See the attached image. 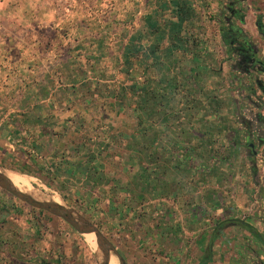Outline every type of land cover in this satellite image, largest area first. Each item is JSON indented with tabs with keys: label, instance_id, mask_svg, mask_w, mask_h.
Returning a JSON list of instances; mask_svg holds the SVG:
<instances>
[{
	"label": "crops",
	"instance_id": "0c3cea01",
	"mask_svg": "<svg viewBox=\"0 0 264 264\" xmlns=\"http://www.w3.org/2000/svg\"><path fill=\"white\" fill-rule=\"evenodd\" d=\"M173 1L152 0L153 15L175 18ZM183 2L191 18L216 14L224 50L230 24L264 53L262 15L252 19L251 0ZM203 3L214 9L204 11ZM83 14L59 12L61 27L50 40L52 33L40 26L0 39L6 50L0 98H24L27 105L10 111L19 112L13 121L0 119V167L23 152L28 165L19 175L38 178L42 191L76 211H100L121 237L113 245L127 264L130 249L136 264H264V170L256 164L257 155L264 158V94L256 85L264 83V71L228 59L236 73L213 110L203 85L213 70L204 58L186 54L167 108L152 112L157 137L144 141L146 109L134 112L116 100L128 77L111 73L105 55L126 45L122 28L113 32L107 10L91 16L98 26L73 21ZM96 51H103L97 66ZM133 134L137 141H129ZM16 206L0 201V264L81 262V234L52 231L65 222L56 216L18 217Z\"/></svg>",
	"mask_w": 264,
	"mask_h": 264
},
{
	"label": "rangeland",
	"instance_id": "374dc122",
	"mask_svg": "<svg viewBox=\"0 0 264 264\" xmlns=\"http://www.w3.org/2000/svg\"><path fill=\"white\" fill-rule=\"evenodd\" d=\"M147 1V2H146ZM142 0H0V39L7 38L8 35L14 36L12 32L17 31L22 33L23 28H31L34 26H40L45 27L48 29V32H51L52 34H49V40L54 38V29H58L61 27L59 24V20L57 19V15L59 12H62L64 10H70V11H82L83 13L86 12V14H83L82 16H79L80 18H77L73 21L76 22L78 25H86V26H98L97 25V19L93 18L94 12L107 10L110 11V21H112L111 26L116 29L113 32H117V35L119 33V30L117 28H122V40H128L131 36H136L137 40L135 43H138L139 52L137 53L138 58L136 60L133 59L132 66L129 67V70L131 74L133 75H143V71H145L146 77L151 76V73L149 70L145 69L143 62L145 63V56H144V49L148 46V39L144 36V34L147 32L146 26L147 24L151 23V21H155L156 24H160L161 26L167 23L168 19H171L168 16H160L155 17L151 10V4L152 0H145L143 4H141ZM253 2V3H252ZM252 4V11L253 16L252 19H255L256 15H262L261 19L264 17V1L262 0H251ZM144 7V12L146 13L144 18H141V15L139 14L141 12V6ZM215 7V4H213ZM204 9V11H210L209 9H214L213 6L208 8L204 7V3L201 7ZM148 12V13H147ZM211 14V16H210ZM215 13L212 12H206L205 15L202 14V16H196L194 18H191V23H188V29L193 31L198 35V44L189 45V49L192 54L199 56V58H204L205 65H207V68L209 70H213L212 73H208L207 79H205L203 85L207 89V97H208V106L211 109H215L220 107V101L221 99L227 96L225 94V90L223 87L231 88V83L229 81V78L231 75L236 73L234 70H232L231 64L228 63L229 57L228 52H226L223 49V45L221 42L220 37V24L222 23L215 17ZM152 16V17H151ZM149 18V19H148ZM173 20H175L174 17H172ZM218 20V21H217ZM239 23L238 21H236ZM8 28H10V32L8 31ZM22 28V30H20ZM120 37V34H119ZM7 40V39H6ZM1 43V42H0ZM124 51V44L122 45V50H111L107 51L108 55L106 57L110 60V72L114 74H119V71L114 68L115 66V60L120 57L121 54L123 55ZM39 51H37L38 53ZM48 53H51V55L55 56L54 54L58 52L57 50H48ZM202 52V53H201ZM6 53V50L0 49V65L3 64V55ZM13 55L16 54L15 51H12ZM54 53V54H53ZM60 53V52H58ZM201 53V54H200ZM114 57V58H113ZM185 55L181 52H174L170 56H168L165 60V58H162L159 60V63L157 66H155L153 71V77L156 78H164L166 79L165 82L172 81L175 79L174 74L179 71V68H182V63L184 60ZM195 57V56H194ZM119 59V58H118ZM117 59V60H118ZM121 60V59H120ZM150 61V60H149ZM195 63V62H193ZM5 69H8V63L4 65ZM1 66V67H4ZM112 68V70H111ZM182 71V70H181ZM125 74L122 72V75ZM128 75L125 76V78ZM155 78V79H156ZM142 81V80H141ZM164 82V81H162ZM164 83H160L162 85H158L160 88L163 87ZM144 82H141L140 85H143ZM151 86H156L157 83H149ZM159 91V90H158ZM169 90L166 89L164 91L160 90V93H165L166 99L170 98ZM158 97V95L155 96L152 99L153 102L157 103L161 101V98ZM26 99L22 98H9L7 96L0 98V119H2L4 116H6L5 120L13 121L16 117L15 115H18L19 112H10L11 110L15 109V107L20 106L22 103V108H24L26 105V102L24 103ZM157 108V107H156ZM155 108V109H156ZM31 110V108H28V110ZM9 113V114H8ZM20 113L23 114V112ZM144 117H148L147 114H144ZM17 118V117H16ZM21 119V118H19ZM151 117L146 118V122L144 124V127L147 129V126L149 125V120H151ZM2 121V120H0ZM27 131V130H25ZM150 130L147 129L146 132H149ZM28 133V131H27ZM161 133L163 135H166V130H161ZM29 135V134H27ZM150 137V136H149ZM28 141V140H25ZM31 141V140H29ZM144 141H147V136H145ZM155 141V140H154ZM23 152H20L18 154L19 157L15 155V157L18 159V162L16 160L5 157V160H7V168L4 169L5 172H7L9 175L14 177L15 175L19 174H26L24 173V166L28 165L26 162H24L25 156L23 155ZM22 163V164H21ZM20 165V167L18 166ZM23 166V167H22ZM16 172V173H11ZM29 183L32 184V187L35 189H42V186L40 184V181L38 178L28 176ZM4 198H3V197ZM11 201L15 202L17 204L16 206V214L18 217H25V218H45V217H52L54 216L47 214V212L43 210H39L36 208H33L17 198L11 196L7 192L0 189V201ZM79 214L85 216L88 218L91 222L95 223V225L101 230V232L109 239L111 243L114 245H121L122 239L120 236L116 235L114 227H109L105 225V220L103 219L105 216H102L100 211L96 210H86V209H80V211H77ZM56 219V218H55ZM64 228V230H61ZM51 230V228H48ZM52 231H63L64 233H72L76 234L75 231L72 229L71 226L66 225L65 222H61L58 220V224L52 226ZM66 231V232H65ZM85 235V234H84ZM84 235L79 236V245L81 246V262L77 264H99L101 261V253L99 249L96 247L91 246L86 240ZM123 247V246H122ZM94 250V251H93ZM127 253V260L128 264H136V251L130 249ZM123 256V255H122ZM112 258H114L116 264H119L118 259L112 255ZM74 264V263H72ZM109 264H113V262H109Z\"/></svg>",
	"mask_w": 264,
	"mask_h": 264
},
{
	"label": "trees",
	"instance_id": "16d2710c",
	"mask_svg": "<svg viewBox=\"0 0 264 264\" xmlns=\"http://www.w3.org/2000/svg\"><path fill=\"white\" fill-rule=\"evenodd\" d=\"M186 4L187 3L183 2V0H174L172 5L175 8V20L171 17V19L167 20V23L165 22L164 26L156 24L155 21H151V23L146 26L147 32L144 36L148 39V46L144 49L145 63L143 62L142 64H144L146 70H149L151 76L146 77L147 75L145 74V71H143V75H133L129 70V67L133 65L131 61L135 58L137 60L138 58L137 53L139 52V45L138 43H135L137 40L136 36H131L127 40V43L124 46L123 55L121 54V58L118 57L119 59L117 58L118 60H115L116 62L114 68H116L119 73L124 72L125 75H128V83L127 85L117 89L114 96L117 101L121 100V102L125 103L127 107L131 108L134 112L146 109L148 112L145 111V113H147L148 117L152 118V112L156 107H161L162 110L167 108L170 98L166 99L165 93H160V90L164 91L168 89L170 92L173 91L174 82L173 80L170 81L171 79L169 82H165V77H153L152 69L157 66L160 59L165 58L166 60V58L174 52H181L184 55L191 54L189 45L198 44V35L188 29V23H191V17H189L190 10H184V6H186ZM258 24L259 28L264 29V25L262 24L260 18L258 20ZM223 41L225 42V39H223ZM115 50H120L119 46H117ZM101 55H103V51H96V55H93L96 66L97 64L99 65L98 58H100ZM105 55H108L107 51H105ZM192 56L199 57L194 54H192ZM162 81H164L165 84L163 87L160 86L159 88L158 85H162L160 83H164ZM141 82H144V84L140 85ZM154 82L157 83V87L149 85V83ZM154 94L155 96L158 95L160 98L162 97L161 101L157 103L153 102L152 99ZM161 115H164L165 117L164 112ZM153 122L154 121L152 119L149 120V125L147 126V129L150 130L149 132H146V126H143V135L147 136V141H154V137H157V133L152 130ZM138 123L140 125V119L138 120ZM129 141H137L135 134L129 137ZM241 222L245 223L244 220ZM245 225H247V223H245Z\"/></svg>",
	"mask_w": 264,
	"mask_h": 264
},
{
	"label": "water",
	"instance_id": "95a60500",
	"mask_svg": "<svg viewBox=\"0 0 264 264\" xmlns=\"http://www.w3.org/2000/svg\"><path fill=\"white\" fill-rule=\"evenodd\" d=\"M0 188L33 208L43 210L53 216L61 218L81 235L93 233L96 246L101 253V261L99 262V264H109L112 255H114L118 259L119 264H127L117 248L113 245V243L109 241L107 237H105L101 230L88 218L79 214L73 208L65 205L62 199L60 202H55L52 200H42L34 198L29 193H26L17 188L6 176L1 167Z\"/></svg>",
	"mask_w": 264,
	"mask_h": 264
},
{
	"label": "flooded vegetation",
	"instance_id": "af4514ba",
	"mask_svg": "<svg viewBox=\"0 0 264 264\" xmlns=\"http://www.w3.org/2000/svg\"><path fill=\"white\" fill-rule=\"evenodd\" d=\"M262 24L264 25L263 21ZM223 39H225L226 43ZM222 41L225 51L228 52L227 56L229 59L238 60L237 62L241 67L243 65L245 68L250 66L252 69L264 71V53L260 54V50L244 37L237 26L229 24L226 31L222 34ZM256 85L264 94V83L257 80Z\"/></svg>",
	"mask_w": 264,
	"mask_h": 264
},
{
	"label": "bare ground",
	"instance_id": "6f19581e",
	"mask_svg": "<svg viewBox=\"0 0 264 264\" xmlns=\"http://www.w3.org/2000/svg\"><path fill=\"white\" fill-rule=\"evenodd\" d=\"M5 174L17 188H19L20 190L26 193H29L36 199L52 200L55 202L61 201L60 197L57 194H49L42 190L33 188L32 185L29 183L30 180L24 175H15L14 177H12L7 172H5ZM84 237L85 240L91 246L96 247L95 237L93 233L85 234ZM110 261L113 262V264H116L114 258L111 257Z\"/></svg>",
	"mask_w": 264,
	"mask_h": 264
},
{
	"label": "built area",
	"instance_id": "2783aa9c",
	"mask_svg": "<svg viewBox=\"0 0 264 264\" xmlns=\"http://www.w3.org/2000/svg\"><path fill=\"white\" fill-rule=\"evenodd\" d=\"M264 19V17H263ZM264 22V20H262ZM256 164H257V168L260 170V171H263L264 170V158L261 154L257 155V159H256ZM251 212V209H249L248 212L246 213H243L241 215V219H246L248 213Z\"/></svg>",
	"mask_w": 264,
	"mask_h": 264
}]
</instances>
